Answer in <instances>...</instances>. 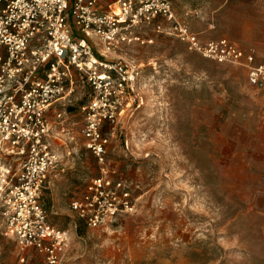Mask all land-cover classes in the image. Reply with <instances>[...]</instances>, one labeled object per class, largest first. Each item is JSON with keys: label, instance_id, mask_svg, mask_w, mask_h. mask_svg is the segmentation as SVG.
I'll return each instance as SVG.
<instances>
[{"label": "rangeland", "instance_id": "374dc122", "mask_svg": "<svg viewBox=\"0 0 264 264\" xmlns=\"http://www.w3.org/2000/svg\"><path fill=\"white\" fill-rule=\"evenodd\" d=\"M173 6L203 40L225 37L264 59V0ZM143 38L107 55L139 74L125 112L101 127L107 176L124 182L131 212L92 228L71 210L72 199L102 174L81 132L92 91L78 76L71 95L57 102L71 134L52 135L61 164L40 199L48 222L69 235L58 264H264V95L242 66L190 52L152 27ZM61 125L66 121L53 131ZM20 161L0 154V184ZM2 204L0 264H49L34 248L20 251L6 232Z\"/></svg>", "mask_w": 264, "mask_h": 264}, {"label": "built area", "instance_id": "2783aa9c", "mask_svg": "<svg viewBox=\"0 0 264 264\" xmlns=\"http://www.w3.org/2000/svg\"><path fill=\"white\" fill-rule=\"evenodd\" d=\"M149 27L176 37L190 52L242 66L264 95V59L256 61L254 49L225 37L203 40L177 17L173 0H114L106 10L98 0H0V154L21 160L16 172L2 178L0 199L6 232L22 253L34 248L49 264H58L68 243V233L48 222L40 198L49 172L60 162L47 113L71 95L78 76L92 91L81 108V132L102 174L72 199L70 208L92 228L133 210L124 182L107 176L108 138L101 127L125 112L139 72L107 55L143 43ZM65 115V109L57 112V121L64 122Z\"/></svg>", "mask_w": 264, "mask_h": 264}, {"label": "crops", "instance_id": "0c3cea01", "mask_svg": "<svg viewBox=\"0 0 264 264\" xmlns=\"http://www.w3.org/2000/svg\"><path fill=\"white\" fill-rule=\"evenodd\" d=\"M114 0H98V3L100 4L101 8L106 10L108 8V5L113 2ZM76 33V32H75ZM78 34V33H76ZM256 58V61H261V60H258L257 58V55L255 56ZM61 101H59L58 103H60ZM63 109H60V105L57 104V102L55 104H53V106L50 108V110L48 111L47 115H48V118L50 120L51 123H56V121H53L54 120V116L56 118V113L59 112V111H62ZM68 118L64 117V122L66 121V126L63 128V130L61 131H56L54 130L53 133H55L56 135L58 136H61V137H64L65 136H68V134H71L70 131H71V128H70V124L71 122H68L67 121ZM59 123V120L57 121ZM62 123V122H61ZM61 127V126H59ZM58 127V128H59ZM64 133H67V135H65ZM54 134V135H55ZM56 137V136H55ZM57 152V151H56ZM58 153V152H57ZM59 155V153H58ZM60 156V155H59ZM60 163V162H59ZM61 164V163H60ZM60 164H58L57 166H59ZM49 178H51L50 176H48ZM48 183L50 182V184L52 183V180L50 181H47Z\"/></svg>", "mask_w": 264, "mask_h": 264}]
</instances>
